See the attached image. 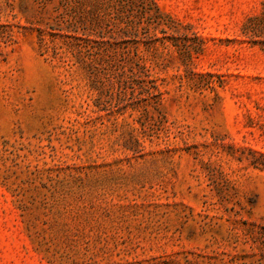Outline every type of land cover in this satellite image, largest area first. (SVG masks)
Returning a JSON list of instances; mask_svg holds the SVG:
<instances>
[{
  "label": "rangeland",
  "instance_id": "374dc122",
  "mask_svg": "<svg viewBox=\"0 0 264 264\" xmlns=\"http://www.w3.org/2000/svg\"><path fill=\"white\" fill-rule=\"evenodd\" d=\"M263 3L0 0V264H264Z\"/></svg>",
  "mask_w": 264,
  "mask_h": 264
},
{
  "label": "trees",
  "instance_id": "16d2710c",
  "mask_svg": "<svg viewBox=\"0 0 264 264\" xmlns=\"http://www.w3.org/2000/svg\"><path fill=\"white\" fill-rule=\"evenodd\" d=\"M144 1L146 2V0H144ZM153 4L154 3L150 2L149 3V6L150 5H153ZM157 12H158V10L156 9V11L154 12V14H157ZM262 15L264 16V3H263V14ZM130 22H132V21H130ZM73 32H74L75 35L77 34L76 33L77 32L76 30H74ZM243 34H244L245 37H247L250 40V42L253 45H260L261 48L264 50V40H260V41H257L255 39L253 40V38L259 37L258 35H255L256 34V28H255L254 25L245 27L244 30H243ZM74 38H77V40H79V41L82 40V38H80V37H76L75 36ZM153 89H156V88H153Z\"/></svg>",
  "mask_w": 264,
  "mask_h": 264
}]
</instances>
